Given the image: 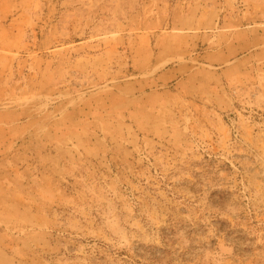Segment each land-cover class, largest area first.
Masks as SVG:
<instances>
[{
    "label": "rangeland",
    "instance_id": "374dc122",
    "mask_svg": "<svg viewBox=\"0 0 264 264\" xmlns=\"http://www.w3.org/2000/svg\"><path fill=\"white\" fill-rule=\"evenodd\" d=\"M0 264H264V0H0Z\"/></svg>",
    "mask_w": 264,
    "mask_h": 264
}]
</instances>
